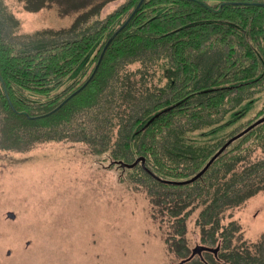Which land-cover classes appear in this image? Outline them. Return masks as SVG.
I'll list each match as a JSON object with an SVG mask.
<instances>
[{"label":"trees","instance_id":"16d2710c","mask_svg":"<svg viewBox=\"0 0 264 264\" xmlns=\"http://www.w3.org/2000/svg\"><path fill=\"white\" fill-rule=\"evenodd\" d=\"M18 1L32 12L56 6L63 17L76 15L67 28L17 37L18 22L7 25L0 0V153L67 142L111 168L144 158L145 167L123 169L122 181L146 191L180 263L192 254L187 222L198 212L197 247L208 250L185 264H264V234L249 246L236 241L235 223L223 225L264 190V160H249L255 148L264 150V122L192 184H163L150 174L187 181L260 119L219 143L188 140L264 92V0H126L106 16L113 0ZM81 64L52 98L23 96L54 92Z\"/></svg>","mask_w":264,"mask_h":264},{"label":"rangeland","instance_id":"374dc122","mask_svg":"<svg viewBox=\"0 0 264 264\" xmlns=\"http://www.w3.org/2000/svg\"><path fill=\"white\" fill-rule=\"evenodd\" d=\"M125 1L113 0L102 15ZM1 2L7 25L18 22L13 28L17 37L67 28L76 15L63 17L56 6L32 12L18 0ZM83 65L54 92L42 95L28 91L23 96L35 103L52 98ZM263 106L264 92L243 103L221 124L194 132L188 140L194 144L227 140L261 119ZM249 154L251 163L264 160L260 147ZM99 161L98 165L85 145L67 142L39 144L27 153H0V264L180 263L167 249L161 229L166 227L157 222L159 216L153 218L146 191L122 181L128 176L123 169ZM197 215L195 212L187 222L191 250L200 242ZM225 218L223 225L233 222L239 228L237 242L241 239L249 246L258 243L264 234V190Z\"/></svg>","mask_w":264,"mask_h":264},{"label":"water","instance_id":"95a60500","mask_svg":"<svg viewBox=\"0 0 264 264\" xmlns=\"http://www.w3.org/2000/svg\"><path fill=\"white\" fill-rule=\"evenodd\" d=\"M104 54V52H103ZM264 122V117H262L261 119L257 120L255 123H253L251 126H249L247 129H245L243 132H241L240 134L236 135L235 137L231 138L217 153L216 155H214L212 157V159L208 162V164L205 166V168L198 173L196 176H194L193 178L187 180V181H166L163 180L155 175H153L151 172L150 174L158 181L162 182L163 184H168V185H173V186H184V185H188V184H192L194 182H196L198 179H200L208 170L209 168L212 166V164L214 163V161L236 140H238L239 138H241L244 134H246L247 132H249L250 130H252L253 128H255L256 126L262 124ZM139 164H141L143 167H145V159L144 158H139L137 159L133 164H127V163H123V162H118L117 165L119 167H121L122 169H134L136 166H138ZM208 248L203 247V246H198L196 248L193 249L191 256L187 259L182 261L179 264H185L186 262L190 261L191 259H193L196 256H202L203 252L207 251Z\"/></svg>","mask_w":264,"mask_h":264}]
</instances>
